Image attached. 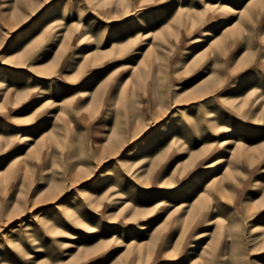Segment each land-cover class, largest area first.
I'll return each instance as SVG.
<instances>
[{"label": "rangeland", "instance_id": "1", "mask_svg": "<svg viewBox=\"0 0 264 264\" xmlns=\"http://www.w3.org/2000/svg\"><path fill=\"white\" fill-rule=\"evenodd\" d=\"M0 264H264V0H0Z\"/></svg>", "mask_w": 264, "mask_h": 264}, {"label": "bare ground", "instance_id": "2", "mask_svg": "<svg viewBox=\"0 0 264 264\" xmlns=\"http://www.w3.org/2000/svg\"><path fill=\"white\" fill-rule=\"evenodd\" d=\"M234 10V11H233ZM232 12H238V9L236 10V9H232ZM12 127V126H11ZM164 127V126H163ZM162 131L164 130V128H162L161 129ZM22 139L24 140V141H27V140H29L30 139V135H23L22 136ZM230 142V140H228V139H226V140H224L223 142H222V144L224 145V146H226V144H228ZM146 144V141H141L140 143H138V145H137V147H136V149H139L141 146H143V145H145ZM132 152V151H131ZM130 152V153H131ZM129 153V154H130ZM223 156L222 157H219L218 158V160H216L213 164H221L222 162H223ZM112 170V169H111ZM115 174V173H114ZM143 228H145V227H143Z\"/></svg>", "mask_w": 264, "mask_h": 264}]
</instances>
